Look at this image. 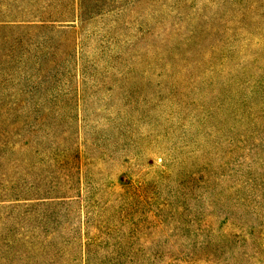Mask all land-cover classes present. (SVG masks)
Listing matches in <instances>:
<instances>
[{
  "label": "rangeland",
  "instance_id": "374dc122",
  "mask_svg": "<svg viewBox=\"0 0 264 264\" xmlns=\"http://www.w3.org/2000/svg\"><path fill=\"white\" fill-rule=\"evenodd\" d=\"M79 2L83 21L71 35L35 31L31 37L61 41L51 49L63 52L61 58L78 39V57L57 59L46 66L47 78L35 75L29 86L27 67L18 63L20 69L7 71L0 86L6 126L10 114H31L37 121L32 148H49L53 141L82 151L81 184L74 192L81 191V203L71 207L70 218L60 215L68 221L65 228L81 217L78 237L97 240L114 200L131 187L142 188L148 204L138 213L161 224L157 234L148 230L159 244L158 264H264V191L243 185L239 196L227 180L231 174L241 180L250 166L237 171L228 164L236 150L228 138L247 137L255 127V120L236 122L244 109L235 108L242 96L232 87L248 78L247 71L254 79L261 76L256 52L264 17L252 22L238 0ZM25 139L20 144L31 152ZM240 152L234 159L240 160ZM29 154H19L18 169L1 164L2 182L24 178L26 169L42 187L51 166L29 160ZM261 162L257 186L264 184ZM26 210L1 214L6 219ZM179 221L197 228L206 223L210 234L176 231Z\"/></svg>",
  "mask_w": 264,
  "mask_h": 264
},
{
  "label": "trees",
  "instance_id": "16d2710c",
  "mask_svg": "<svg viewBox=\"0 0 264 264\" xmlns=\"http://www.w3.org/2000/svg\"><path fill=\"white\" fill-rule=\"evenodd\" d=\"M24 1H27L28 8L22 6ZM238 2L248 9L252 22L257 23L258 19L264 17V5H255L250 0ZM82 8L79 0H0V86L3 76H8L7 71L20 69L18 63L27 67L26 71L29 73L26 83L29 86L35 75L47 78L50 72L46 66L57 59L68 61L71 59L70 54L78 57V39L71 41V53H64V58H61L63 52L51 53L53 45H61V41L58 44L56 41L39 38L37 42L31 37L35 31L52 32L59 36L71 35L75 23L83 21V16L79 13ZM259 36L256 61L261 63L256 68L261 72L260 78L254 79L247 71L248 78L232 87L242 96L241 106L235 108L244 109L242 119L238 120L233 115L234 121L255 120L254 130L247 137L228 138L230 146L236 149L229 152L228 164L237 171L244 164H250L241 180L233 178V174L227 179L228 186L234 187L238 195L243 185H250V188L254 184V189L261 187L264 191V184L257 186V181L263 178L255 176L256 167L261 165L264 158V36ZM251 45L252 42L249 41L246 47ZM258 109L260 112H257ZM7 116L12 120L10 127L0 117V264H158L159 244L149 238L151 233L148 230H155L154 234H157L161 224L148 221L147 215L138 213L143 205L148 204L142 188L131 187L114 200L105 213L108 221L99 229L97 240L87 243L81 241L78 235L83 232L82 218H79L75 227L69 223V229L65 228L68 221L60 219V215L64 213L70 218L74 212L71 207L81 203V191L79 190L78 195L74 193L77 185L81 184V149L67 145L61 147L52 141L49 148L35 150L31 146L32 143L34 146L33 137L38 133L33 126L36 121L34 116ZM25 136L24 146L27 140L26 146L29 145L27 149H31V152H27L20 144ZM237 151L242 152L240 160L234 159L233 153ZM21 152L32 153L29 154V160L34 158L39 163L51 166L42 187L36 185L33 178L29 179L31 173L26 169L22 171L24 178L12 176L2 182L1 164L9 161L12 162V169H18L19 164L15 162H18ZM60 186L64 189H60ZM241 197L244 198L242 194ZM21 207L28 210L22 214H8L6 219L1 214L3 209L14 211ZM179 223L181 225H178L176 231L186 234L205 231L210 234V226L206 223L200 228H197L199 225L196 223L193 227L184 221ZM144 236H148V239ZM185 239L188 240L189 237ZM151 247L155 248L154 252L150 250Z\"/></svg>",
  "mask_w": 264,
  "mask_h": 264
}]
</instances>
